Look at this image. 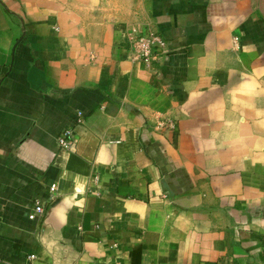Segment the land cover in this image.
<instances>
[{
	"label": "crops",
	"instance_id": "0c3cea01",
	"mask_svg": "<svg viewBox=\"0 0 264 264\" xmlns=\"http://www.w3.org/2000/svg\"><path fill=\"white\" fill-rule=\"evenodd\" d=\"M263 235L264 0H0L1 262L264 264Z\"/></svg>",
	"mask_w": 264,
	"mask_h": 264
},
{
	"label": "built area",
	"instance_id": "2783aa9c",
	"mask_svg": "<svg viewBox=\"0 0 264 264\" xmlns=\"http://www.w3.org/2000/svg\"><path fill=\"white\" fill-rule=\"evenodd\" d=\"M130 48L134 55L141 59L146 66H150L157 57L159 52H162L164 40L162 36L153 28L144 30L139 25L131 27L126 35ZM77 123L82 122V114L79 112L76 118ZM75 136L72 128L63 129L57 137V143L61 148L68 149L75 143ZM54 184L50 186V191L54 190ZM44 206L39 200H35L34 207L30 213V218H36L42 215ZM264 251V235L262 239ZM29 264L34 260L35 255L30 254L28 257ZM0 264H4L0 261Z\"/></svg>",
	"mask_w": 264,
	"mask_h": 264
},
{
	"label": "rangeland",
	"instance_id": "374dc122",
	"mask_svg": "<svg viewBox=\"0 0 264 264\" xmlns=\"http://www.w3.org/2000/svg\"><path fill=\"white\" fill-rule=\"evenodd\" d=\"M104 4V8L113 9L114 3H118L120 5H126L127 0H102Z\"/></svg>",
	"mask_w": 264,
	"mask_h": 264
}]
</instances>
